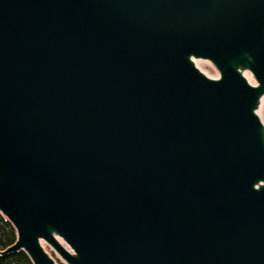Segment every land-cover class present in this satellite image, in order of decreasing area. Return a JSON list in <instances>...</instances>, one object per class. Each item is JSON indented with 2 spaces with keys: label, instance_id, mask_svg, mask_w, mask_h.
<instances>
[{
  "label": "water",
  "instance_id": "obj_1",
  "mask_svg": "<svg viewBox=\"0 0 264 264\" xmlns=\"http://www.w3.org/2000/svg\"><path fill=\"white\" fill-rule=\"evenodd\" d=\"M0 214L32 264H264V0H0Z\"/></svg>",
  "mask_w": 264,
  "mask_h": 264
},
{
  "label": "trees",
  "instance_id": "obj_2",
  "mask_svg": "<svg viewBox=\"0 0 264 264\" xmlns=\"http://www.w3.org/2000/svg\"><path fill=\"white\" fill-rule=\"evenodd\" d=\"M16 233L11 223L0 214V249H5L15 242ZM0 264H32L25 252L0 255Z\"/></svg>",
  "mask_w": 264,
  "mask_h": 264
},
{
  "label": "rangeland",
  "instance_id": "obj_3",
  "mask_svg": "<svg viewBox=\"0 0 264 264\" xmlns=\"http://www.w3.org/2000/svg\"><path fill=\"white\" fill-rule=\"evenodd\" d=\"M209 70H211L210 68H209ZM212 71V70H211Z\"/></svg>",
  "mask_w": 264,
  "mask_h": 264
}]
</instances>
